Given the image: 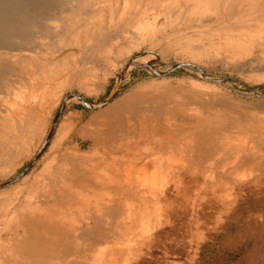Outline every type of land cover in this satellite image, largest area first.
<instances>
[{"label": "rangeland", "instance_id": "rangeland-1", "mask_svg": "<svg viewBox=\"0 0 264 264\" xmlns=\"http://www.w3.org/2000/svg\"><path fill=\"white\" fill-rule=\"evenodd\" d=\"M66 1L25 3L51 13ZM225 2L84 0L54 19L57 33L36 28L0 49V183L32 164L64 105L37 162L0 189V264H264V0ZM19 78L26 100L7 92ZM151 95L186 111L163 109L160 121L184 114L187 127L181 138L164 129L160 141L140 144L163 148L165 182L128 189L119 174L110 181L112 170L134 154L129 119ZM108 109L127 115L108 119ZM223 139L225 159L217 151ZM62 165L54 192L74 187L80 165L103 186L88 196L87 205L102 211L93 236L79 230L83 199L73 211L63 202L56 214L59 205L45 196L40 178ZM32 233L47 243L32 241Z\"/></svg>", "mask_w": 264, "mask_h": 264}, {"label": "bare ground", "instance_id": "bare-ground-1", "mask_svg": "<svg viewBox=\"0 0 264 264\" xmlns=\"http://www.w3.org/2000/svg\"><path fill=\"white\" fill-rule=\"evenodd\" d=\"M25 1L26 0H0V49L3 46L10 47V44L8 42H9V40H11L12 37L14 38V37H18V36H20V35H22L24 33H29L31 30H34L36 28H38V30L41 31V30L46 29L47 27H50V29H52V32L57 33V30H59V29H58V25H55L56 21H54V19L56 20V18H58V17L61 18L64 15H66V13H68V9H66L67 7H70V6L79 4V3H81V4L84 3V0H67L68 2L66 1V3H67L66 5H68V6L66 8L61 7V6L54 7L51 10V13H49L47 10H43L42 7H41L42 8L41 9L40 6H35L36 5L35 2L34 3L33 2L25 3ZM59 2H61V1H59ZM61 5L65 6V4H61ZM49 15L51 16V18H50ZM44 21H46L45 22V27L43 25ZM42 35H43V32H41L39 34H36L37 40L39 38H41ZM110 38H112V35H111ZM109 43L110 42L108 41V44ZM109 46H111V45H109ZM33 47L35 49V46H33ZM36 49H38V48H36ZM36 51H38V50H36ZM184 65L192 68V65H188V64H184ZM133 66H137V65L133 64L131 66V68ZM193 68H195V67H193ZM151 71L153 73H157V72H155L153 70H151ZM197 72H199L200 74H203L200 71H197ZM21 82H22V80L20 78L19 79H14L13 80V84L11 85V83H10L11 86L8 87L9 89H8L7 92L8 93H12V94L13 93L17 94L18 91H21L22 93L20 92L19 95H21V94L22 95L19 98L21 100H26L28 97L26 96L25 92H23V89H21V87H17V85L19 83H21ZM72 97H74L75 100H78L80 102H85L80 96H78L76 94H74ZM152 100H153L152 95L149 96V97H146V99H144L143 102L141 101L142 106L139 107V110L137 111L135 109L132 112V115L130 116L131 119H129L130 125L128 126V128H130L129 132L133 133V136L130 137L133 145H132V143L129 144V148L130 149H128V151L131 150V152H133L134 154H130L129 155L128 162L127 163L124 162L125 164L124 163L122 164V169L120 171H118L117 169H113L112 170L113 178H111L110 181H114V174H119L120 175V180L122 182H124L125 185L128 186V189H130V187H132L134 182H141L144 185H147V184H154L155 185V184H161L162 181L165 182L164 181L165 177L160 172L161 165H162V162H163V157H162L163 148L161 146L160 147L156 146L154 149L150 150V148H148L149 146L147 148L146 147L143 148V147H140V144L147 145L148 142H155L156 140L160 141L161 137H160V133L159 132L164 130V129L174 131L173 134H172L173 136H175V135H177L179 133L178 134L179 138H181L183 136V132L186 131L187 125L184 123V117L187 118L188 115L182 114L181 117L179 116L177 119L173 120L175 118L174 117L167 123H164V122L160 121L163 109L165 111H172V113L175 110H177L178 112L182 111L183 113H185L186 111L182 110V108H181L182 106L181 105L178 104L179 106L177 105V106H174V108H170V107L166 106L164 103H161V104L157 103L156 104ZM126 104L127 103H125V105ZM135 105H136V103H135ZM128 106H127V109L129 110ZM133 106L134 105H132L131 108H133ZM116 107H117V105H116ZM117 108L120 109V107H117ZM114 112H116V110H114ZM119 112H120V114H124V115H125V113H127V112L121 113V111H119ZM105 113H106L105 117L108 114L107 117H106V118L109 117L108 119H110V116L114 117V115H117V117H118V113L117 114L113 113V109H112V113H111V110H109L108 112H105ZM120 116L122 117V115H120ZM102 117H103V115H102ZM117 117L115 116V118H117ZM133 117H136V121L135 122L132 121ZM158 117H159V119H158ZM112 120H115V119L113 118ZM110 127H111V125H110ZM171 127H175V128H171ZM56 129H57V127H56ZM56 129H55V131H56ZM64 133H66V132H64ZM64 133L59 135V137H58L59 141L61 139V136ZM114 135H116V133H114ZM50 136H51V134L49 135L48 138H50ZM102 136H103V134H102ZM217 136H218V134H217ZM52 138H53V136H52ZM44 146H45V143H44L43 147ZM228 146H229L228 140H225V139L221 140L220 143L218 144V147H217L218 155L222 159L227 158V156L229 154L228 153ZM43 147H42V149L40 151L46 149V147L44 149H43ZM168 148H170V147H168ZM139 149H141V150H139ZM135 151L140 152V154L135 155L136 154ZM75 152L77 153L76 150H75ZM90 154H91V152H90ZM74 157H76V155ZM84 157L85 156H82L80 158H84ZM217 160H218V158H217ZM66 165L69 166V164H66ZM73 166H71L70 168L72 169ZM81 166L82 165H80V169L79 170L82 172V174H84V178L82 177L81 179H77L79 170L75 168V170H74L75 174H72V184H73L74 187H72V189L70 188L68 193H66L65 195H62V192H58V190H56V189L55 190L57 191V193L53 191L54 188H58L57 184H58V181H61L60 178L64 177V175L66 174V170H65L64 165H62L61 167L57 168L55 171H53L52 167H50L48 170H46L44 172V174L42 175V177L40 179H41L42 183H44L42 185H44L45 196L53 199V201H54L56 206L59 205L57 210H56V214L57 213L58 214L61 213L60 212L61 210H60L59 207L62 206L61 204H63V202L66 203V205H67L66 207L69 210H71V211H73V210H75L77 208L76 207V203H77L76 200L77 199L80 198V199H83L86 202V205L84 206V210H81L80 216L82 215L83 219H82V227L79 228V230L80 229H84L86 231H89L92 234V236H93L99 230V226H100L99 223L102 220V211L97 210L96 206L92 207L91 205H87V201H89L88 196H90L91 194H94L95 191L96 192L101 191L103 189V186H102V189H101L100 186L95 185L94 184L95 180H92V179H90L88 177L90 175V173L89 174L86 173V172L84 173L83 167H81ZM158 169H160V170L158 171ZM86 174H88V175H86ZM45 179H46V181H45ZM63 181H64V179L62 180V182ZM46 188H49L50 190L48 191V190H46ZM122 204L124 205V203H122ZM118 205H120V204H118ZM125 207H127V206H125ZM105 212L107 213L108 217L114 216V205L113 204L112 205H108L106 207V209H105ZM50 215H52V214L50 213ZM55 218L58 220V222H60V220H62L61 218H57V217H55ZM69 218H71V217H69ZM92 221L94 223L93 227H91V222ZM30 237H31L32 241H36V242H39V243H47V241H48L47 238L44 237L42 239L36 233H32L30 235Z\"/></svg>", "mask_w": 264, "mask_h": 264}, {"label": "water", "instance_id": "water-1", "mask_svg": "<svg viewBox=\"0 0 264 264\" xmlns=\"http://www.w3.org/2000/svg\"><path fill=\"white\" fill-rule=\"evenodd\" d=\"M155 74H157V73H155ZM157 75H159V74H157ZM206 79H208V80H211V81H215V80H212V79H210V78H208V77H205ZM219 82H222L223 80H218ZM74 94H72L71 96H73ZM70 96V97H71ZM112 99V98H111ZM110 99V100H111ZM110 100H108V101H106V102H104V103H102L100 106H104L105 104H107ZM87 107H90V108H94V107H92V106H90L88 103H86V102H83ZM63 109H64V105L62 106V108L60 109V111H59V114H58V117H57V119H56V121H55V124H54V127H53V131H52V133H51V136H50V138H48L47 140H46V142H45V146L43 147V149L45 148V147H47L48 146V144H49V142H50V140L52 139V136L54 135V131H55V129H56V127H57V124H58V122H59V119H60V116H61V114H62V112H63ZM45 150V149H44ZM44 150H42V151H40V153L38 154V156L34 159V161L32 162V164L20 175V176H18L17 178H15V179H13V180H11V181H9V182H7V183H0V189H4V188H7V187H9V186H11V185H13V184H15V183H17L19 180H21V178L23 177V176H25V174H27L29 171H30V169L32 168V166L37 162V160H38V158L40 157V155L44 152Z\"/></svg>", "mask_w": 264, "mask_h": 264}, {"label": "crops", "instance_id": "crops-1", "mask_svg": "<svg viewBox=\"0 0 264 264\" xmlns=\"http://www.w3.org/2000/svg\"><path fill=\"white\" fill-rule=\"evenodd\" d=\"M128 1V3L130 4L131 2H132V0H127ZM160 2L161 0H153V2L155 3V2ZM211 1H214V0H211ZM232 1H234V0H226V2L225 3H223V4H225V5H228V4H230ZM237 2H239V3H242V2H244V0H237ZM183 4L185 3V2H182ZM235 9V8H234ZM240 14V13H239ZM251 163L252 164H254V169L255 168H259V161L257 160H255V161H251ZM112 264H114V262L112 263Z\"/></svg>", "mask_w": 264, "mask_h": 264}]
</instances>
